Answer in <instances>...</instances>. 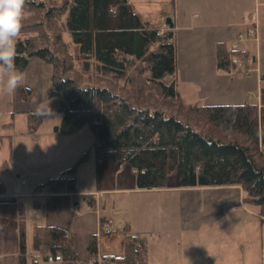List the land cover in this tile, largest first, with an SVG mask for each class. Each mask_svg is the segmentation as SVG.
<instances>
[{"label": "trees", "instance_id": "trees-1", "mask_svg": "<svg viewBox=\"0 0 264 264\" xmlns=\"http://www.w3.org/2000/svg\"><path fill=\"white\" fill-rule=\"evenodd\" d=\"M40 2L25 4L15 62L22 72L32 59L50 66L47 95L62 102V132L88 126L95 162L111 161L133 170L140 190L170 188L174 173L177 188L241 187L243 203L257 210L264 239V85L260 103L185 104L176 79L172 30L160 36L147 28L128 0ZM216 58L217 68L225 73L236 69L235 60L248 59L246 51L224 42L218 43ZM22 92L25 97L29 93ZM42 118L29 114L30 129ZM87 160L83 154L36 191L77 192L75 175ZM5 190L0 181V194ZM21 213V203L0 202L1 218L14 220ZM20 223L19 264H28V255L42 249L61 254L63 264L78 263L67 231L34 223L28 250L25 221ZM89 252L91 264H149L147 236L128 231L121 255L99 257L96 237Z\"/></svg>", "mask_w": 264, "mask_h": 264}, {"label": "rangeland", "instance_id": "rangeland-1", "mask_svg": "<svg viewBox=\"0 0 264 264\" xmlns=\"http://www.w3.org/2000/svg\"><path fill=\"white\" fill-rule=\"evenodd\" d=\"M128 1L147 28L166 27L168 30H158L166 33L170 31L166 26L167 19L176 25L172 30L177 49L176 79L185 104L237 105L258 101L251 96L245 97V92H258L257 68L261 77L264 76V0H255L251 15L253 21L257 19L260 25L259 42L253 45L259 53L258 64L251 61L250 71L242 68L240 72L232 71L231 74L217 68V46L224 36L227 37L226 32L220 33L217 28L205 24L191 26L194 19H191L190 10L180 5V0ZM240 28L245 36L246 28L243 25ZM23 73L26 76L23 86L12 95H0V178L10 191L17 176L26 178L28 184L24 191L31 193L47 179L61 176L77 154L81 155L76 160L87 154L95 163L94 136L88 126L71 133L62 132V102L58 98L49 99L47 95L51 85L49 65L32 59ZM165 81L170 82L171 77ZM23 89L29 91L26 97ZM41 103L50 105L53 115L43 117L31 130L27 116L33 114ZM4 110L11 112L3 113ZM8 123L12 125H4ZM175 182L174 173L171 187L176 186ZM238 191L227 187H194L172 194L177 204L169 233L180 236L181 244L166 245L165 260L179 259L177 264H264L263 229L257 210L239 200ZM108 200L107 196L102 197V204H107ZM185 200L195 203L191 214L185 213L183 205L181 208L178 206L179 201ZM119 220L123 222V217H118L113 224L119 232L110 239L125 236L124 224L120 225ZM27 240L30 243V228H27ZM154 250L157 254V248ZM171 250L174 253L168 257Z\"/></svg>", "mask_w": 264, "mask_h": 264}, {"label": "crops", "instance_id": "crops-1", "mask_svg": "<svg viewBox=\"0 0 264 264\" xmlns=\"http://www.w3.org/2000/svg\"><path fill=\"white\" fill-rule=\"evenodd\" d=\"M180 5L183 9L190 10L191 19H194L191 21V26L205 24L211 28H217L220 33L226 32L227 37L224 36L222 38L224 40L221 42L226 43L227 46L230 43L229 48L231 49L234 47V42L238 40V35L242 33L240 26L243 25L246 28L245 39L239 43L237 49L246 51L248 59L242 60L240 63L237 62L233 72H240L242 68L249 69L251 61L258 64L259 53L253 48V45L259 42L260 25L257 19L253 21L251 17L255 0H186L184 3L180 0ZM254 23H257L259 27L257 36L248 34ZM165 28H156V30H168ZM175 29L176 25L170 30ZM241 63L243 66L239 67ZM260 63H262L261 60ZM258 71L260 73L259 68H257V73ZM227 74H231V72ZM248 93L255 92L246 91L245 97H250L247 96ZM5 112L10 113L11 111L4 110L3 113ZM13 118L15 119V115ZM4 125L10 126L12 123ZM80 155L77 154L75 157ZM76 158L75 160L72 158L69 162L70 166L66 168L67 170L77 161ZM21 179L26 178L17 176L13 181V190L10 191L5 181L0 178L6 187L5 193L0 194V202L16 201L22 205V213L16 219L0 217V264H19L21 256L20 219L25 221L28 250L32 248L33 224L38 223L59 227L67 231L74 239L78 263L80 264H91L89 245L93 237L97 239L99 257L121 255L124 250V238L110 239L111 236L119 232V229L113 227L118 217H123V222L119 220V223L120 225L121 223L124 224L123 231L125 233L128 231L129 233L147 236L149 261L152 264H177L179 262V259L170 260L168 258L167 261L165 260L168 251L165 248L166 245L181 244L180 236L169 233L177 204L172 194L192 188L170 187L158 190H140L136 185V174L131 169L111 161L98 165L96 162H92L91 157H88V160L81 164L77 170L75 175L77 192L75 193L36 191L40 185L31 193H26L24 191L28 184L26 179V184L20 188L21 196L13 198L15 186ZM227 188H237L239 200L242 201L243 191L241 187L230 186ZM104 196L109 198L107 204H102V197ZM84 197H88L89 200ZM182 205L185 213L191 214L195 203L193 204L190 200L179 201L178 206L181 208ZM105 223H110L117 230V233L114 235L101 234V227ZM27 228L31 229L30 243L27 240ZM155 248H157L158 256ZM173 253L172 250L170 255L168 252V257L172 256ZM32 258L37 260L36 264H63L48 263L44 258L31 254L28 255V264H33Z\"/></svg>", "mask_w": 264, "mask_h": 264}, {"label": "clouds", "instance_id": "clouds-1", "mask_svg": "<svg viewBox=\"0 0 264 264\" xmlns=\"http://www.w3.org/2000/svg\"><path fill=\"white\" fill-rule=\"evenodd\" d=\"M27 0H0V95H12L25 84L26 76L16 66L17 41L22 33ZM36 117H51L50 105L41 103Z\"/></svg>", "mask_w": 264, "mask_h": 264}, {"label": "built area", "instance_id": "built-area-1", "mask_svg": "<svg viewBox=\"0 0 264 264\" xmlns=\"http://www.w3.org/2000/svg\"><path fill=\"white\" fill-rule=\"evenodd\" d=\"M258 24L254 23V26L252 27L251 30L248 31L249 35H254L257 36L258 34ZM165 33L163 31H158V35L162 36ZM245 39V36L243 34H239L238 36V40L234 42V47L233 49H237L239 46V43L242 42ZM235 63H237L238 61L235 60ZM258 75H259V79H258V92L257 93H248L247 96H251L254 98L258 99V103H260V91H261V84L264 81V76L261 77L259 71H258ZM260 107V104H259ZM26 184V179H21V181H19L14 189V193L12 195L13 198H18L21 196V192H20V188ZM105 234V235H114L117 233V230H115L112 225L110 223H105L103 224V226L101 227V234ZM37 257L40 258H44L46 262L48 263H63V257L61 254H48L47 250H42L41 252H39L38 254H36ZM76 264H80V263H76Z\"/></svg>", "mask_w": 264, "mask_h": 264}, {"label": "water", "instance_id": "water-1", "mask_svg": "<svg viewBox=\"0 0 264 264\" xmlns=\"http://www.w3.org/2000/svg\"><path fill=\"white\" fill-rule=\"evenodd\" d=\"M166 25H167L170 29L174 28V24H173V22L171 21V19H167V21H166Z\"/></svg>", "mask_w": 264, "mask_h": 264}]
</instances>
